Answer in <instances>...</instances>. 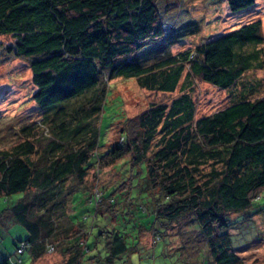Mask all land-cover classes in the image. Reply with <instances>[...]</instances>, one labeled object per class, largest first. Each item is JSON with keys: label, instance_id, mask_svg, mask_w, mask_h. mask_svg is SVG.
Wrapping results in <instances>:
<instances>
[{"label": "trees", "instance_id": "1", "mask_svg": "<svg viewBox=\"0 0 264 264\" xmlns=\"http://www.w3.org/2000/svg\"><path fill=\"white\" fill-rule=\"evenodd\" d=\"M158 1L0 0V36L13 39L6 49L27 61L33 101L43 113L53 112L40 122L52 137L42 151L37 125L21 127V140L0 150V199L6 204L0 218L27 232L14 243L17 264H23L26 252L30 264L53 252L61 233L60 264H82L92 249L87 244L91 236L79 215L66 211L68 201L77 208L73 203L79 191L66 188L67 181L82 183L90 167L99 170L125 157L129 179L105 192L87 190L96 214L115 219L118 194L131 218L138 206L145 224L136 239L140 231L149 232L148 250H155L161 234L169 237L168 230L191 218L213 264L238 263L229 216L241 220L264 213L253 204L264 199V96L252 99L255 85L244 80L248 72L264 69L258 47L264 42L261 22L243 23L172 54L169 45L178 39L167 41ZM257 1L226 0L232 14ZM186 66L185 79L194 77L221 90L234 91L241 84L234 91L238 100L197 119L187 93L170 105L153 104L130 120L133 127L121 130L120 141L99 154L108 82L135 79L148 91L173 93ZM59 220L67 225L61 231ZM93 243H102L105 255L94 254L88 264H127L126 239L115 227L94 236Z\"/></svg>", "mask_w": 264, "mask_h": 264}, {"label": "rangeland", "instance_id": "2", "mask_svg": "<svg viewBox=\"0 0 264 264\" xmlns=\"http://www.w3.org/2000/svg\"><path fill=\"white\" fill-rule=\"evenodd\" d=\"M158 2L159 16L168 30L167 41L178 39L169 45L172 54L193 48L206 42L208 37L215 38L252 20H260L261 34L264 37V0H258L256 6L237 14H232L228 10L226 0H159ZM12 42L10 36H0V150H8L21 140V127L37 125L39 129L35 130V133H37L36 138H40L38 145L39 150L42 151L52 137L49 130L40 122L53 112L43 113L33 101L35 87L31 81L30 68L25 59L17 58L6 49ZM258 47L263 49L264 54V42ZM187 70L186 66L173 93L148 91L135 79H116L108 82V97L99 121L101 147L98 153L102 154L110 145L120 141L121 130L133 127L134 123L130 120H135L143 112L148 111L153 104L170 105L173 99L182 93H187L194 102L195 119H197L230 104L239 95L234 91L242 88L240 84L234 88V91L221 90L194 77L185 79ZM244 80L255 85L256 91L249 95L252 99L264 96V69L248 72ZM128 161L129 157H125L114 165L104 166L99 170L90 167L82 183L72 178L67 181L66 188L71 186L72 191L75 188L79 191L75 192V203H73L77 208L73 210L68 201L69 206L66 211L77 213L80 217L78 221L87 226L82 228L85 231L89 229L91 236L87 244L92 249L86 252L82 264H88L89 258L94 254L102 257L105 255L103 244L93 243L94 236L111 227H115L126 239L129 249V254L126 255L127 264H213L206 240L196 229L193 230L191 218H185L180 224L168 230L169 237L161 234L162 238L155 250H148L151 242L149 232L140 231V240L136 239L139 230L145 224L144 213L138 206L131 208L133 211L131 218L128 215L130 207L122 205L123 196L118 194L114 195L117 203L115 206L118 209L115 219L106 216L104 212L96 214L94 201L90 200L87 190L97 188L105 192L125 182L130 176ZM131 182L135 187L137 181L132 179ZM138 182L142 184L141 180ZM16 197H12L11 200ZM253 204L261 205L264 209L262 198L255 199ZM5 209V202L0 199V212ZM246 215L245 219L241 220L236 215L229 216L232 224L230 237L233 252L239 259L237 264H264V213L260 212L253 217ZM146 223L148 224L146 229H149L148 221ZM59 224L60 228L67 226L61 220ZM64 235L61 233L57 237L59 239L54 240L53 252H46L41 259L33 261L32 264H60L62 256L57 247L62 245ZM26 236V230L15 224L13 220L0 218V261L6 260V264H17L14 243L24 240ZM178 246L182 247V251L175 249ZM23 260V264H30L31 258L27 252Z\"/></svg>", "mask_w": 264, "mask_h": 264}, {"label": "built area", "instance_id": "3", "mask_svg": "<svg viewBox=\"0 0 264 264\" xmlns=\"http://www.w3.org/2000/svg\"><path fill=\"white\" fill-rule=\"evenodd\" d=\"M20 252H21V250L18 251V253H20Z\"/></svg>", "mask_w": 264, "mask_h": 264}]
</instances>
